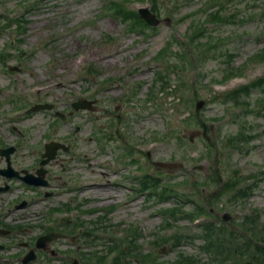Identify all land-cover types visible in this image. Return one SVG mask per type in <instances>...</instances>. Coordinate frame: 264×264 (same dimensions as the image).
<instances>
[{
	"label": "rangeland",
	"instance_id": "obj_1",
	"mask_svg": "<svg viewBox=\"0 0 264 264\" xmlns=\"http://www.w3.org/2000/svg\"><path fill=\"white\" fill-rule=\"evenodd\" d=\"M111 1L0 0V148L14 146L11 167L33 172L44 142L69 145L44 166L48 187L0 175L8 241L64 234L35 249L34 264H177L183 255L194 257L188 264H242L264 256L255 248L264 244L253 243L264 237V90L249 87L264 77V0H117L153 6V27L121 9L115 15ZM215 12L224 20L211 19ZM195 20L207 34L197 46L189 42L191 23L201 29ZM157 73L166 86L155 84ZM78 98L91 109L69 115ZM198 99L205 103L195 112ZM36 103L54 107L26 112ZM245 187V198L232 195ZM246 216L256 223L244 251ZM213 224L224 231L206 242ZM232 238L235 248H216Z\"/></svg>",
	"mask_w": 264,
	"mask_h": 264
},
{
	"label": "water",
	"instance_id": "obj_2",
	"mask_svg": "<svg viewBox=\"0 0 264 264\" xmlns=\"http://www.w3.org/2000/svg\"><path fill=\"white\" fill-rule=\"evenodd\" d=\"M139 12L142 15V17L148 23H150L152 25H155V24L158 23V20L155 18V16L152 15L151 13H149V11L147 9H140ZM202 104H203L202 101L198 102L196 108H199ZM72 106L76 110L79 109V108H89V109H91L90 102L89 101H85L83 99H80L79 101L74 102L72 104ZM51 107H52V104H36V105L32 106L28 111H37L39 109H45V108L49 109ZM58 147H61V144H59L57 142H50L49 144H46L45 145V152L42 154V158L43 159L41 160L40 164L44 165L50 159H52L54 157ZM13 150H14L13 147H9V148L0 150V155L5 156L6 163H7V167L6 168L0 169V174L5 175L6 177H11L12 175L19 176V174L16 171H14L11 168V165H10L9 154L11 152H13ZM160 165H162V164H160ZM24 173H25L24 176H19V177H20V179H22L26 183L33 184V185H45L46 184V182L43 180V178L41 176L40 177H34L32 174H30V173H28L26 171H24ZM36 173L39 174V175H43L45 173V170L42 169V168H39L36 171ZM223 218L224 219H229V215L225 213V214H223ZM6 233H7V231L0 229V234H6ZM56 237H57V234H54V233H50V234H47V235L40 236L37 239L35 245H36V247H43L44 248L48 241H50V240H52L53 238H56ZM0 248H2V246H0ZM33 258H34V255H33V252L31 251V253L27 254L24 257L23 262L25 263L26 261H28L30 259H33ZM244 264H252V263L250 261H245Z\"/></svg>",
	"mask_w": 264,
	"mask_h": 264
},
{
	"label": "trees",
	"instance_id": "obj_3",
	"mask_svg": "<svg viewBox=\"0 0 264 264\" xmlns=\"http://www.w3.org/2000/svg\"><path fill=\"white\" fill-rule=\"evenodd\" d=\"M117 6V8L118 9H121V16L122 17H125L127 14L130 16V18H132V17H135V18H137V20H139L140 21V23H142L143 24V22H142V20L139 18V16L137 15V13H134V12H132V11H127L126 9H124V7L121 5V4H117L116 5ZM215 15H218V12H216L215 14H212V16H215ZM122 20H127V18L126 19H124V18H122ZM195 32V31H194ZM193 32V35L191 36V38L194 40V41H196V42H198V40L201 38V37H203L205 34H204V30H199L198 32H196V33H194ZM258 55H260V56H264L263 55V53H261V54H258ZM162 81H164V79L162 80V78H160L159 80H158V82H162ZM157 82V83H158ZM252 86L253 87H260L262 90H264V78L263 79H258L257 81H255L253 84H252ZM240 90V89H239ZM235 94V93H234ZM245 191H243V192H241V195H245ZM211 227H215L214 225H212ZM216 228H218L217 230H216V232H213L212 230L211 231H207V234H208V242H212V239L209 237V236H211V235H214V234H222L223 233V229L221 228V226H219V227H216ZM209 229H211V228H209ZM248 231H249V236L251 237V238H249L248 236L245 238V240H246V242L244 243V245L242 246L243 247V250L245 251V250H247L248 248H249V246L250 245H252V240L251 239H253V241H254V227H249L248 228ZM233 239L234 238H232V240H228V241H226V243H223L222 241L221 242H217L216 243V248H222L224 245L223 244H226V249H228V248H230V246H232L233 248H235L234 247V244L236 243V242H234L233 241ZM260 241H256L255 240V242H253V243H257V242H259L260 244H264V237H261L260 239H259ZM213 243V242H212ZM174 244H176V242H174ZM255 248L257 249V250H262V252L264 253V248L263 247H260V246H257V244L255 245ZM226 252V255H230L229 254V250L228 251H225ZM250 257V259L255 263V264H264V260H263V256H260L259 254H252L251 256H249Z\"/></svg>",
	"mask_w": 264,
	"mask_h": 264
}]
</instances>
